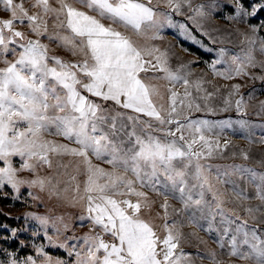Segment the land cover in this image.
<instances>
[{"label": "snow or ice", "instance_id": "6c2138e0", "mask_svg": "<svg viewBox=\"0 0 264 264\" xmlns=\"http://www.w3.org/2000/svg\"><path fill=\"white\" fill-rule=\"evenodd\" d=\"M221 8L234 11L225 18L242 20L264 10V2L0 0V12L7 13L0 16V192L7 196L10 186L13 199H19L26 186L36 200L33 189H39L80 208L79 226H90L76 235L63 215L28 212L25 224L29 218L37 221L46 243H37L41 233L34 231L31 241H19L20 248L30 243L33 252L21 255L20 248L0 246V264H196L197 258L236 264L225 256L264 264V228L228 207L223 187L231 184L241 204L259 200L244 211L264 222V170L211 163L224 158L231 144L220 138L225 130L255 142L252 129L264 128V120L193 118L196 111H215L198 102L207 104L215 95L205 86L212 81L206 73L194 78L195 61L173 66L175 53L156 43L166 28H178L215 54L205 61L213 75L264 81V60L256 56L258 39L264 54V37L255 34L258 25H251L253 35L244 34L246 47L235 50L210 48L175 19L191 13L188 20L213 44L223 43L203 26ZM53 44L74 59L55 54ZM255 68L261 74L250 71ZM242 87L231 85L224 111L234 106L247 115L256 89L246 99ZM234 95L239 98L233 100ZM255 114L264 116V101ZM259 142L264 144V137ZM238 154L250 158L243 148L232 153ZM45 168L52 171L42 174ZM234 177L246 178L254 194ZM188 226L192 231L186 233ZM70 228L73 234L66 235ZM198 230L212 235L217 247H209ZM27 231L12 228L3 239L7 243ZM192 239L198 242L196 252L184 247ZM49 247L66 255H53Z\"/></svg>", "mask_w": 264, "mask_h": 264}, {"label": "rangeland", "instance_id": "374dc122", "mask_svg": "<svg viewBox=\"0 0 264 264\" xmlns=\"http://www.w3.org/2000/svg\"><path fill=\"white\" fill-rule=\"evenodd\" d=\"M246 6L262 3L264 0H244ZM208 4L210 0H193V4ZM249 11H251V7H249ZM233 14L234 11L232 8L228 9H218L213 14L203 21L204 29L214 38L219 41L220 37H223V43L213 44L211 40H209L207 35H204L200 29H198L195 25L192 24L190 20H188V15L191 13H186L185 15L176 14L175 19L183 21L189 25L192 29L193 34L203 42V44L208 45L210 48L212 47H228L231 49L239 50L240 48L246 47V41L244 40V34L253 35V29L251 25H258V31L255 33L257 37H264V10H258L254 16H247L244 19H234L230 20L225 18L228 14ZM7 13L0 12V16H6ZM164 39L158 40L156 43L160 44L164 48H171V50L175 53L173 57V66L187 61H195L193 65L194 69V78L195 76H200L204 73L207 75L204 77L207 80L212 81L211 84L205 85L209 91L215 93L209 100L207 104L201 99L198 100L201 103L202 108H206L210 105L214 112L208 111H196L192 113L193 118H205L209 120H223L231 117L232 119L246 118L255 122H260L264 120V116H257L255 113L259 110L260 101H264V81H260L259 79L253 80L251 77H237L234 80L228 81L223 77H218L212 74L211 70L208 69L207 62H211L214 58V53L207 51L203 47L201 43H197L196 40L190 39L182 34L178 28H166L163 33ZM55 54H59L65 56L69 59H74L69 52L64 49L57 47L55 44L51 45ZM256 56L258 60H264V54L259 51V39L257 40V50ZM2 66V65H0ZM254 74H261L260 68H255L250 70ZM239 83L243 85L240 89L241 94L245 96L247 99L248 93L252 89H256L254 94V99L249 102V109L246 116H242V114L238 113L235 107H231L228 111H224V101L228 96V92L231 90V85ZM194 95H199L202 97V93H194ZM239 97L234 95L233 100L238 99ZM252 140L255 142H250L248 139L243 138V136L239 133L234 134L231 130H225V133L220 137L221 140L230 139L231 144L229 148L224 152V158L219 156L214 157L211 160L213 164H231V163H244L247 165H251L258 170H264V164L260 162L264 160V144L260 143L259 140L261 137H264V128L253 127L252 129ZM62 139V138H60ZM243 148L249 151L250 158L248 160H244L242 156L239 154L233 156V152H240V149ZM70 158L65 157L64 160L67 162ZM99 163V161H97ZM107 166V165H105ZM51 169L45 168L42 170V174H46L51 172ZM71 171V168H69ZM21 175L31 176V173L23 172ZM82 179V177H81ZM233 179L237 180V183L241 188H244L250 195L254 194L255 189L254 186L250 185L247 179H239L234 177ZM227 190L228 200L227 206L230 208H236L237 214L244 219H247L250 225L259 224L260 228H264V222L260 220H252L248 217L247 213L244 211V208L252 205H258L261 202L259 200H248L244 201L242 204L236 200V197L232 194V185L226 184L223 186ZM8 193L7 196L4 195L3 192H0V246L9 247V248H20L19 241L24 240L26 243L31 241L32 233L34 231H39L41 234L36 237V242H44L46 240L42 234V228L38 224L37 221L29 218L27 224H25L24 216L28 212H35L41 215H49L53 218L56 216L63 215L66 221H70L75 226V234L82 235L84 232L90 230V226H79V221L76 217L80 214L81 209L78 207H72L71 205L64 203L60 200H57L55 197L49 198L46 192H40L39 189H33L34 193L39 196V199L33 200L28 196V189L26 186L21 188L20 198L13 199L15 193L12 191L10 186H7L4 190ZM159 202L162 198H156ZM179 206L177 201H173ZM158 206V205H157ZM162 211V209H161ZM7 214V215H5ZM258 216L261 213H257ZM219 219V218H217ZM27 227V232L18 233V239L13 238L10 239L7 243H5L3 237L11 235L12 228H24ZM49 234H54V230L49 226ZM192 231V226H188L185 228V232L189 233ZM199 231V235L204 238V240L208 241L209 247H217L214 242V237L208 234L205 231ZM72 229L70 228L66 235H72ZM63 239V237H61ZM197 241L192 239L190 243H186L184 247L188 251L196 252L197 251ZM204 245H200V250H203ZM48 251L52 252L53 255L65 256V252L62 249L49 247ZM33 248L30 243H28V247L20 248L21 255L33 252ZM225 261L234 260L236 264H253L252 261L238 260L236 257H223ZM196 264H210L208 260L200 261L197 258Z\"/></svg>", "mask_w": 264, "mask_h": 264}]
</instances>
